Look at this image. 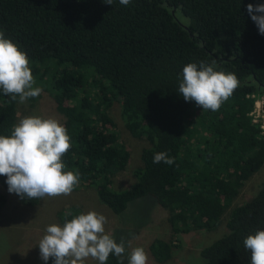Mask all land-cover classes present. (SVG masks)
<instances>
[{
    "label": "trees",
    "instance_id": "1",
    "mask_svg": "<svg viewBox=\"0 0 264 264\" xmlns=\"http://www.w3.org/2000/svg\"><path fill=\"white\" fill-rule=\"evenodd\" d=\"M264 0H0V31L29 59L35 85L47 93L67 129L71 147L64 171L79 172L113 215L135 199L151 197L167 215L173 235L225 233L200 250L199 264H250L243 240L264 230V183L249 200L233 205L246 181L264 164V141L250 123L254 99L264 107V35L247 6ZM186 19L185 23L179 17ZM215 61L238 87L217 111L202 110L178 93L183 67ZM35 98L28 99L31 106ZM0 90V135L16 125V104ZM113 103L125 130L148 143L139 152L135 181L113 190L129 160L109 115ZM158 152L171 166L153 163ZM6 176L0 188L8 192ZM33 207L38 200L21 199ZM71 213V215H69ZM59 211L57 221L79 215ZM171 245L154 240L150 257L170 258ZM43 264H54L50 258ZM106 264H119L114 255Z\"/></svg>",
    "mask_w": 264,
    "mask_h": 264
},
{
    "label": "clouds",
    "instance_id": "2",
    "mask_svg": "<svg viewBox=\"0 0 264 264\" xmlns=\"http://www.w3.org/2000/svg\"><path fill=\"white\" fill-rule=\"evenodd\" d=\"M113 2L103 0L107 5ZM130 3L132 0H119L122 6ZM247 11L259 34L264 35V4H249ZM215 63H188L179 82L178 93L183 99L205 111H217L238 87L237 77L216 71ZM34 85L26 53L0 31V90L11 101L18 97V102L24 103L41 94L42 89ZM70 147L67 129L57 120L38 116L21 119L9 136L0 135V176H6L8 192L29 200L70 195L80 182L78 171H64L62 158ZM161 162L171 166L175 161L167 152H158L153 163ZM106 223L104 215L90 211L66 220L63 226H47L38 243L40 258L45 262L52 258L54 264H85L88 258L106 264L111 254L124 264V241L117 243L106 234ZM243 245L251 254L250 264H264V230L248 235ZM147 260L144 248L135 247L127 264H147Z\"/></svg>",
    "mask_w": 264,
    "mask_h": 264
},
{
    "label": "rangeland",
    "instance_id": "3",
    "mask_svg": "<svg viewBox=\"0 0 264 264\" xmlns=\"http://www.w3.org/2000/svg\"><path fill=\"white\" fill-rule=\"evenodd\" d=\"M179 20L182 23L186 22L181 16ZM109 115L115 125L117 142L129 153L126 168L113 177L112 189L117 191L128 188L135 181L132 170L140 166L139 152L146 148L148 143L144 138L131 137L125 130L117 103L112 104ZM29 116L52 118L58 122L61 120L54 108L53 99L44 92L35 98L31 106L28 105V100L24 103L17 102L16 124ZM263 183L264 164L246 181L232 206L249 201ZM37 200L35 206L26 207L11 193L0 188V264H43L39 240L45 234L47 226L52 224L60 226L56 218L59 211L73 207L77 208L80 214L95 211L106 217L105 233L112 236L117 243L124 241V264H127V259L135 247L144 248L148 257L147 264H199L200 250L225 233L222 218L220 224L211 231H190L186 234L173 235L167 224L166 212L149 196L129 202L122 213L113 215L98 202L93 188L86 184L78 186L67 196ZM157 239L171 245L170 258L163 263L156 262L148 253V245ZM85 264L99 262L88 258Z\"/></svg>",
    "mask_w": 264,
    "mask_h": 264
},
{
    "label": "built area",
    "instance_id": "4",
    "mask_svg": "<svg viewBox=\"0 0 264 264\" xmlns=\"http://www.w3.org/2000/svg\"><path fill=\"white\" fill-rule=\"evenodd\" d=\"M253 106L248 113V117L250 119V123L254 124L258 127L259 136L264 141V107L263 100L261 97H253Z\"/></svg>",
    "mask_w": 264,
    "mask_h": 264
}]
</instances>
